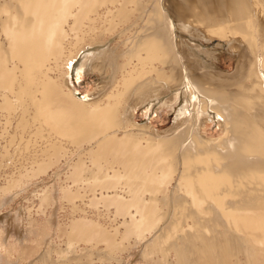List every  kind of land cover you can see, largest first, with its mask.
I'll list each match as a JSON object with an SVG mask.
<instances>
[{"label": "bare ground", "instance_id": "6f19581e", "mask_svg": "<svg viewBox=\"0 0 264 264\" xmlns=\"http://www.w3.org/2000/svg\"><path fill=\"white\" fill-rule=\"evenodd\" d=\"M141 3L0 0V108L17 114L24 131L38 123L36 132L41 135L46 124L49 133L69 139L81 151L72 163L74 152L49 134L41 150L46 159L42 157L38 170L66 160L68 179L76 188H61L64 197L83 199L79 189L84 187L93 192L95 208L112 206L128 226L124 237L136 238L145 247V257L162 237L153 239L155 234L168 231L179 238L171 246L185 256L181 264H201L203 259L211 264H264L263 16L257 18L251 7L239 3L230 18L196 8L193 20H188L189 12L180 9L174 16L167 0H158L159 11L154 13L160 16L148 15L161 22H149L145 33L129 43L121 69L111 59L113 74L108 80L116 86L102 99L76 97L67 78L75 61L92 49V55L103 54L99 59H104L111 45L107 32L116 30L113 22L130 21L135 11L141 12ZM201 32L205 38L231 42L236 52L238 47L251 49L245 84L236 91L220 82L225 75L216 63L218 54L203 55L191 42ZM89 62L95 71L102 67L98 61ZM52 64L68 67L54 78ZM212 76L221 79L212 82ZM181 95L184 104L166 135L134 121L138 106L161 97L167 104ZM212 120L221 128L218 138L202 133ZM57 191L54 185L43 200L56 199ZM74 225L88 235L90 225ZM192 234L201 243L186 252L183 244ZM241 254L245 260H233Z\"/></svg>", "mask_w": 264, "mask_h": 264}, {"label": "rangeland", "instance_id": "374dc122", "mask_svg": "<svg viewBox=\"0 0 264 264\" xmlns=\"http://www.w3.org/2000/svg\"><path fill=\"white\" fill-rule=\"evenodd\" d=\"M141 2L143 5H141V12L140 8L135 11L130 21H122V19L117 18L113 22L116 30L114 29L115 31L112 33L107 32L105 39L111 45L107 48L108 53L104 59H99V56L101 57L103 54L92 55L93 49L90 50V53L89 51L86 52L91 56L90 62L88 60L91 63L89 65L97 61L102 65L99 67V71H95V66L88 67L86 64L88 62L82 66L83 55L86 53L75 61L67 78L76 93V97L90 101L102 99L105 93L114 88L115 84L110 82V79L108 80L113 74L111 61L113 60L112 63H115V67L124 66L127 60L124 52L130 47L131 44L129 45V43L136 42L145 33L146 28L151 26L149 22H155L156 18L153 19L155 14H157L155 17L160 16L157 12L154 13V11H159L158 0H141ZM239 3L251 7L257 18L263 16L264 19V4L262 6L264 0H167V6L174 16L181 9L182 13L189 12L188 20H193L196 8L198 10L210 8L212 15L230 18V12ZM142 7H145L143 12ZM146 12L147 14H145ZM159 20L155 23L161 22ZM187 24L192 27L200 26L196 23H189V21ZM180 26L183 25L180 24ZM202 34L203 32L200 35L192 36V34L187 33V35L192 36L191 42L197 43L201 47L203 55L218 54L219 59H216V63L220 72L225 75V79L220 82L228 90L236 91L238 85L245 84V78L253 58L251 49L246 45L247 49L238 47L236 52L232 49L231 42L217 37L208 39ZM106 60L109 62L108 65L104 64ZM123 61L124 63H122ZM52 66L54 70L51 71V76L54 78L60 76V69L63 71V67L64 69L68 67V65H61L62 67L55 68V64ZM219 79H221L220 76H212L211 81L217 82ZM218 85L221 84L218 83ZM166 98L152 99L146 104L138 106L132 115L134 121L138 124L147 123L153 131L166 135L174 127L177 113L184 104L182 95L181 97L178 96V99L173 101L170 99L167 104H164ZM1 100L2 97L0 96V103ZM18 120L17 114H10L5 109L0 108V264L183 263L182 259L185 256L183 255L182 258L171 246L179 239L176 237L177 233L162 231L155 234L153 239L160 235L162 237L156 244L155 251L145 257V247L143 248L136 238L126 239L124 237L128 226L124 223V218L115 213L112 206L109 210L102 204L98 209L95 208V205H92L95 203L92 201L93 192L83 189L84 187L79 189L84 195L83 199L75 198L74 202L67 197L65 198L61 188L70 186L73 190L76 188L67 176L70 166L63 159L60 165L39 171V164L44 158L46 159L41 150L48 145L47 138H49V134H52L53 140L61 139L63 144L67 145L71 152H74L70 155L72 163L78 158L81 151H76L69 139L59 138V136L49 133L46 124L43 125V129H45L44 132L42 131L45 133L43 136V133L38 135L36 132L38 123L24 131L18 126ZM121 133L119 132V135H122ZM202 133L208 138H218L222 132L216 120H212L204 125ZM85 152L82 151V153ZM85 160L88 165L93 167L86 154ZM54 185L58 189L57 198L43 200V197L53 189ZM74 204H77L78 208H74ZM127 219L130 220V218ZM81 222L87 226L90 225L88 235H83L79 230H76L74 224ZM191 238L192 240L182 243L185 251L190 250V248L196 249L201 243L199 240L196 241L195 234ZM189 254L186 255L195 256ZM237 258L242 261L245 260L242 254L233 260L238 262ZM242 261L240 262L245 263ZM199 262L211 264L205 259Z\"/></svg>", "mask_w": 264, "mask_h": 264}]
</instances>
